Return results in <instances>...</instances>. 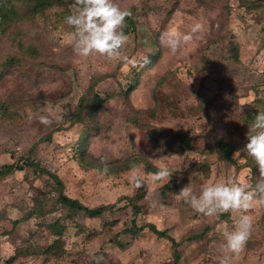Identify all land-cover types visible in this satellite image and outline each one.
<instances>
[{
	"label": "rangeland",
	"instance_id": "1",
	"mask_svg": "<svg viewBox=\"0 0 264 264\" xmlns=\"http://www.w3.org/2000/svg\"><path fill=\"white\" fill-rule=\"evenodd\" d=\"M72 2L0 32V170L17 164L0 176V264H217L231 214L197 213L176 193L191 180L198 193L204 182L259 179L244 149L264 111V0H117L135 8L126 33L135 66L74 54ZM197 22L204 30L175 54L161 46L162 32L187 34ZM42 105L58 122L40 123ZM32 160L71 198L113 207L90 217L62 204ZM147 164L176 171L137 188L134 172H155ZM248 214L251 236L231 264H264V204ZM133 222L175 241L149 226L133 231Z\"/></svg>",
	"mask_w": 264,
	"mask_h": 264
},
{
	"label": "clouds",
	"instance_id": "2",
	"mask_svg": "<svg viewBox=\"0 0 264 264\" xmlns=\"http://www.w3.org/2000/svg\"><path fill=\"white\" fill-rule=\"evenodd\" d=\"M70 7L65 23L72 29L68 43L76 56L87 58L98 54L109 61L135 66L136 62L127 55L130 36L124 31L126 20L132 15L130 9L121 8L117 0H73ZM203 30L204 25L200 22L195 23L187 34L174 29L166 30L160 36L161 46L175 54L182 44L193 39V34ZM42 112L38 117L40 123L50 126L54 120L58 122L59 117L55 116L50 106L42 105ZM246 135L248 143L244 151L259 168V179L254 186L228 177L202 183L197 193L191 180L176 193L177 200H183L197 213L210 217L231 214V229L224 225L220 230L222 242L215 249L217 264H231L232 255H238L244 249L253 227L249 210L254 203L264 204V111H259ZM239 153L236 152L235 156ZM101 163L104 164L103 171L107 172L106 161L102 159ZM174 171L167 165H159L146 178L134 172L131 179L137 188L146 181L167 183Z\"/></svg>",
	"mask_w": 264,
	"mask_h": 264
},
{
	"label": "trees",
	"instance_id": "3",
	"mask_svg": "<svg viewBox=\"0 0 264 264\" xmlns=\"http://www.w3.org/2000/svg\"><path fill=\"white\" fill-rule=\"evenodd\" d=\"M71 1L73 0H0V32L1 30H5L9 27V25L13 21H17L20 19H29V18H35L39 14H42L45 10L52 8L54 6H66L68 5ZM20 5H22V8H25L22 11V8H20ZM130 11L132 15L127 18L126 24L127 27L125 28V33H128L130 29H135V8H130ZM132 89V88H131ZM102 102V99L97 97L96 98V104L99 106ZM80 108H84V98L81 99L79 103ZM76 121H82L84 117L83 109H79L77 112ZM75 121V119H74ZM186 143H189L186 141ZM221 148L223 147L226 153H228V150L225 148L227 144L221 140V144L219 145ZM28 164H30L33 168L35 169H40V172L42 174L49 175L52 180H54V183L56 184V189L58 191V200L66 205L69 206L71 209H74L76 211H81L84 212L87 216L90 217H97L100 216L106 209L112 208L113 205H100L97 207H89L85 204H83L81 201L78 199L71 198L65 193V186L62 181V179L57 175L54 174L53 172L43 168L40 166L38 162L32 161H27ZM17 164L13 163L10 165H5L1 170H0V176L5 175L12 171ZM20 168L22 165L19 166ZM147 168L150 171H156L157 169L153 168L150 164H147ZM133 204V201H132ZM136 209V208H135ZM132 229L133 231H141L145 227L149 226L154 232H156L159 235L166 236L167 238L171 239L172 241H175L174 238H172L167 230H160L158 227L153 224H147L144 226H137L136 222L132 223Z\"/></svg>",
	"mask_w": 264,
	"mask_h": 264
}]
</instances>
